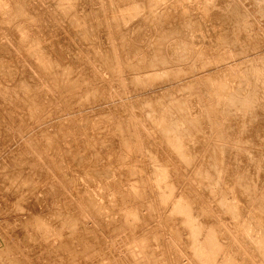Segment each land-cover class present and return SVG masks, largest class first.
Returning <instances> with one entry per match:
<instances>
[{"label": "rangeland", "instance_id": "rangeland-1", "mask_svg": "<svg viewBox=\"0 0 264 264\" xmlns=\"http://www.w3.org/2000/svg\"><path fill=\"white\" fill-rule=\"evenodd\" d=\"M263 34L264 0H0V264H264V94L219 58L260 83Z\"/></svg>", "mask_w": 264, "mask_h": 264}, {"label": "bare ground", "instance_id": "bare-ground-1", "mask_svg": "<svg viewBox=\"0 0 264 264\" xmlns=\"http://www.w3.org/2000/svg\"><path fill=\"white\" fill-rule=\"evenodd\" d=\"M158 7V6H157ZM160 8V7H159ZM230 22H232V23H230L229 24V22H228V24L227 23H225V25H223L224 27L223 28H221L220 29V34H221V36L223 35H226V34H229V32H232L233 33V31H232V29L233 28H235V23L233 22V21H230ZM257 29V27L255 28V30ZM258 30V29H257ZM261 31V29H259V31H257V33L258 32H260ZM262 32V31H261ZM261 32H260V34H261ZM212 34H214L213 36L216 38V33H215V31H212ZM256 35V34H255ZM258 35V34H257ZM264 35V34H263ZM258 37V36H257ZM261 37V36H260ZM256 38V37H255ZM233 53V52H232ZM220 54V56H219V58H221L220 60L222 61V60H224L225 62H226V67H228V68H232V74L230 73L229 75L231 76V81H230V83H225V85H223V89H225L224 90V92H226V94L228 93L229 94V97L227 96V98H228V102L229 103H232V104H235L236 106H238V108L239 109H241V111H242V113L244 114V115H247V117L246 118H248L249 116H251V115H254L255 114V112H256V110H257V108H258V106L263 102L262 101V94H264V75H263V79H261L260 78V83H256V79H257V76L255 77V71H256V68L257 67H255L254 69L253 68H245V69H243V67H245L244 65L245 64H247V63H249V61H247L246 59V61H242V62H238V63H236L235 61H233L232 59V57H231V53H226V52H221V53H219ZM223 57V58H222ZM259 59V58H258ZM260 59H262V60H264V58L263 57H261ZM259 62H261V63H263V65H264V61H260V60H258V62L257 63H259ZM220 67H222V66H220ZM226 70V69H225ZM238 71H239V73H238ZM242 71H245V72H247L248 73V77L247 78H245V79H248L249 80V84H247V82H246V85L245 86H247L248 85V89H247V91L248 92H242L243 91V88H245V87H243V85L241 84V78H240V73L242 72ZM235 72H237V74L235 73ZM233 77H236V80H234L233 79ZM241 79V80H240ZM228 80H230V78H228ZM238 80H240V84L242 85V91L240 90V89H238V87H236V85H237V83H236V81H238ZM243 81H246V80H243ZM245 82H243V84H244ZM252 83H253V87L251 88V86H252ZM239 84V85H240ZM240 85V86H241ZM217 90V89H216ZM221 91V90H220ZM222 93H223V91H222ZM221 94V93H220ZM225 95V94H224ZM255 116V115H254ZM248 154H249V152H248ZM254 155V154H253ZM247 157H248V155H247ZM251 159H253V158H251ZM248 161H251V160H248ZM253 161V160H252ZM246 162V161H245ZM247 163H249V162H247ZM251 164V163H250ZM253 164V163H252ZM251 167H253V166H251ZM255 167V166H254ZM248 168H249V166H248ZM248 170V169H247ZM239 177H242V176H239ZM245 178V177H244ZM239 179V178H238ZM245 180V179H244ZM243 180V181H244ZM241 181V180H240ZM242 181V182H243ZM245 183V182H244ZM243 183V184H244ZM237 184V183H236ZM136 185V184H135ZM241 185H242V183H241ZM237 186H239V188H240V183H239V185H237ZM247 186H249V185H247ZM242 187V186H241ZM246 187V186H245ZM137 188V187H136ZM236 188V187H235ZM244 187H242V189H243ZM247 188V187H246ZM235 190H238V189H235ZM246 191H247V189H246ZM134 192V191H133ZM236 192V191H235ZM252 192V191H251ZM251 192H249V193H251ZM248 193V192H247ZM241 194V193H240ZM236 195H237V193H236ZM245 195V194H244ZM239 196V195H238ZM240 197V196H239ZM244 197V196H243ZM238 199V198H237ZM238 201V200H237ZM263 201V200H262ZM175 200H173V199H171L170 201H169V204L170 203H172V204H175ZM244 202V201H243ZM237 203H239V202H237ZM247 204H249L248 202H247ZM240 205H242V203H240ZM256 206V205H255ZM254 206V207H255ZM257 206H258V204H257ZM262 206V205H261ZM253 207V208H254ZM261 208V207H260ZM260 208H257V210L259 209V211H261V209ZM239 209V208H238ZM256 211V209H253V211ZM247 211V210H246ZM241 211H239V213H240ZM249 212V211H248ZM248 212H247V214H248ZM238 213V214H239ZM242 213V212H241ZM250 213V212H249ZM263 213V212H262ZM204 214V213H203ZM257 214H259V216H260V218H261V220L264 222V215L263 214H261V212L260 213H257ZM261 214V215H260ZM240 215V214H239ZM242 215V214H241ZM254 215V214H253ZM252 215V216H253ZM238 216V215H237ZM206 217V216H205ZM240 217V216H239ZM255 217V216H254ZM258 217V216H257ZM257 217L255 218V219H257ZM235 221H234V224H235V226H233L234 228H232V230H230V231H228V233L230 234V232L232 231V233L236 236L237 234H238V232L240 231L241 232V224L239 223V218L237 217V220L236 219H234ZM260 220V219H259ZM259 220H257V221H259ZM256 221V222H257ZM262 222V223H263ZM262 223H261V225H262ZM137 222L135 221L134 222V225H135V228L133 229V231L135 232V230L137 229ZM259 225V224H258ZM131 226H133V224L131 225ZM242 233L243 232H241V235H242ZM241 235H239L238 234V237H240ZM211 236H213V235H211ZM210 236V237H211ZM155 252V251H154ZM153 254V253H152ZM156 254V253H155ZM6 261H8L9 262V258L7 257L6 259H5Z\"/></svg>", "mask_w": 264, "mask_h": 264}]
</instances>
